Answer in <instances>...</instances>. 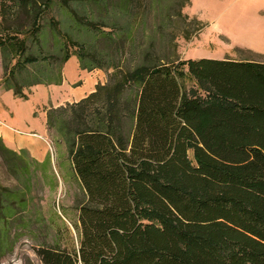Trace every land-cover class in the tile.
<instances>
[{"label":"trees","instance_id":"obj_1","mask_svg":"<svg viewBox=\"0 0 264 264\" xmlns=\"http://www.w3.org/2000/svg\"><path fill=\"white\" fill-rule=\"evenodd\" d=\"M93 1L107 10V0ZM57 2L0 0L5 89L26 98L36 85L61 84L71 56L80 70L106 72L79 100L45 107L79 193L73 215L60 208L74 237L62 220L35 247L40 261L264 264V60L180 58L177 36L188 40L204 25L183 14L185 3L176 11L183 27H146L160 0H121L111 26L103 16L91 27L69 18L71 30L48 29V39L42 14ZM22 154L0 137V155L24 183L0 187V256L17 240L11 226L29 223L38 162Z\"/></svg>","mask_w":264,"mask_h":264},{"label":"rangeland","instance_id":"obj_2","mask_svg":"<svg viewBox=\"0 0 264 264\" xmlns=\"http://www.w3.org/2000/svg\"><path fill=\"white\" fill-rule=\"evenodd\" d=\"M107 1L105 10L93 0H83L81 6L78 0H58L54 8H46L42 14L41 22L48 32V39L52 38L48 29L58 28L60 34L69 32V18L81 19L91 27L98 26L103 16V21L111 26L112 15L121 7V0ZM188 1L160 0L161 6H158L157 12L148 14L146 19V27L164 22L166 31L173 27L179 29L183 24L176 11L181 4L186 3L183 14L196 17L204 26L188 40L177 36L180 58L264 60V56L253 53L264 54V0ZM19 21L24 22L26 27L29 26L24 15H20ZM101 44L102 41H96L94 46ZM76 60L75 56H71L66 61L65 81L61 85H36L23 98L3 87L0 57V137L8 148L24 153V159L34 158L38 162L35 169L33 166L30 168L32 179L27 196L29 206L25 213L29 219L28 226H11L7 235L10 238L16 237L17 240L10 250L7 242L3 250L5 254L0 256V264H43L35 253V247L51 240L54 229L62 227V220L69 228V235L74 237V231L61 214L60 208L66 207L68 213L73 215L70 207L75 194L79 193L78 185L72 176L73 171L64 144L53 131L46 129L45 107L55 104L68 94L74 95V90H87L90 76L86 72H79ZM104 72L100 71L103 81L106 79ZM42 162L46 163L41 164ZM0 187L11 190L24 188L21 176L1 155ZM60 235L63 240L67 238L64 231Z\"/></svg>","mask_w":264,"mask_h":264},{"label":"crops","instance_id":"obj_3","mask_svg":"<svg viewBox=\"0 0 264 264\" xmlns=\"http://www.w3.org/2000/svg\"><path fill=\"white\" fill-rule=\"evenodd\" d=\"M256 53V52H255ZM263 54V53H262ZM77 61V60H76ZM77 65H78V62H77ZM65 67V65H64ZM79 69V67H78ZM100 71H103L101 69H93V70H90V71H86V70H80L79 69V72H86V74L88 76H90V79H89V83H88V86H87V90H79L77 92H75V90L73 91L74 95L73 94H68L65 96V98L57 101L55 104H52L53 106H59V105H63L65 103H72L74 101H77L79 100L80 98L84 97L85 95H87L88 93L92 92L95 88V85L98 83V82H105L102 80V75L100 74ZM104 72V71H103ZM105 73V72H104ZM106 74V73H105ZM63 76H64V79H63V82L65 81V73H64V68H63ZM106 80V79H105ZM62 82V83H63ZM61 83V84H62ZM81 82L79 81L78 84H80ZM61 84H58V85H61ZM52 85H55V84H52Z\"/></svg>","mask_w":264,"mask_h":264}]
</instances>
